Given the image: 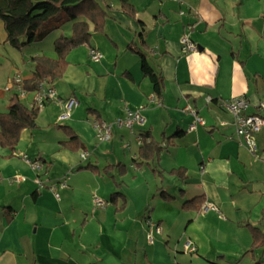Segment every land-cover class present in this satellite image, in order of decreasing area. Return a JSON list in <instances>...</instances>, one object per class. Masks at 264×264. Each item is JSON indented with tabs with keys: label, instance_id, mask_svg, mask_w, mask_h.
<instances>
[{
	"label": "crops",
	"instance_id": "crops-1",
	"mask_svg": "<svg viewBox=\"0 0 264 264\" xmlns=\"http://www.w3.org/2000/svg\"><path fill=\"white\" fill-rule=\"evenodd\" d=\"M106 2L102 31L70 50L65 73L48 84L61 102L76 101L69 118L58 121L62 106L48 103L35 127L20 132L12 154L0 148V264H257L262 249H252L249 226L264 233V127L253 155L236 139L223 104L244 96L252 114L264 100V0H129L134 19ZM72 24L49 33L43 41L52 46L41 41L18 50L6 42L0 20V67L7 71L0 98L9 105L12 79L31 77L33 57L54 58L55 39L68 36ZM141 36L163 79L161 97L129 49ZM184 36L198 54L182 50ZM29 48L35 51L22 60V74L18 52ZM90 49L102 55L98 62ZM187 107L204 124L190 130L195 118ZM136 110L142 125L116 126ZM94 120L112 125L107 142L96 143ZM144 134L161 150L152 167L137 168ZM24 157L43 168L32 170ZM109 165L124 169L103 171ZM177 170L185 177L171 173ZM116 192L126 200L121 209L110 201ZM94 197L105 207H95ZM194 199L200 209L183 211Z\"/></svg>",
	"mask_w": 264,
	"mask_h": 264
},
{
	"label": "trees",
	"instance_id": "trees-1",
	"mask_svg": "<svg viewBox=\"0 0 264 264\" xmlns=\"http://www.w3.org/2000/svg\"><path fill=\"white\" fill-rule=\"evenodd\" d=\"M119 10L131 18H135L136 10L129 0H114ZM110 4L106 0H0V20L3 23L6 42L14 49H22L34 43L43 41L50 32L58 30L63 24L72 22L71 32L68 36L60 35L53 43L54 58L35 56L31 59V77L23 80V87L28 91H36L42 82L48 84L60 79L67 68L66 54L81 45L88 44L92 32H101L105 19L110 10ZM82 18V20H81ZM92 29V30H91ZM139 47L129 45V49L138 57L140 70L152 85L156 97H161L163 91V79L159 72L150 65L147 54L142 50L146 47L142 36ZM38 109L24 106L15 93L12 94L8 109L0 113V148L13 153L19 141V134L24 129H33ZM179 135V134H177ZM147 135H142L143 144L140 146L135 167L140 168L144 164L151 166L154 159L160 153V147L150 142L146 143ZM88 168V167H87ZM112 168L124 167L120 165L107 166L103 171ZM156 175L159 172L152 168ZM185 171H171L185 177ZM163 200L172 199L160 191ZM111 202L120 201V209L125 206L126 200L122 193L116 192L110 196ZM199 203L197 205H194ZM201 202L194 199L182 205V209H200ZM252 249H262L264 255V233L259 229L249 226ZM257 264H263L258 261Z\"/></svg>",
	"mask_w": 264,
	"mask_h": 264
},
{
	"label": "built area",
	"instance_id": "built-area-1",
	"mask_svg": "<svg viewBox=\"0 0 264 264\" xmlns=\"http://www.w3.org/2000/svg\"><path fill=\"white\" fill-rule=\"evenodd\" d=\"M181 46H182V50L185 53H189L192 55L198 54V49L196 45L193 42H191L186 36H184L181 39ZM89 57L91 61L98 62L102 58V55L99 52L90 49ZM7 89L15 93L17 97L22 101L23 100L27 101L29 96H31L29 108L41 109L46 104L52 102H56L60 104L63 108V111L62 114L58 117V121L67 120L70 116V112L72 108L75 107L77 104L76 101L73 99H69L65 102H61L57 98L54 88L51 85H48L46 82H42L36 91L30 92L24 89L23 80L20 77H14ZM263 99H264V93H263ZM223 105L232 116V124L234 126V133L236 139L238 140L240 145L244 146L251 154L254 155L257 151L255 136L264 127V117L261 114L264 111V100L258 104L257 112L252 114L247 113V110L249 108V102L244 96L232 97L229 100H227ZM185 111L191 113L195 118V123L190 126V130L194 129L196 123L204 124L202 119L196 116L194 111L191 110L189 107H187ZM143 122H144V118L140 114V110H136V111H126L125 116L122 119L117 120L115 124L117 127H125L130 131H132L133 126L142 125ZM92 125L95 132L96 142L99 144L107 142L111 136L112 125L97 120H94ZM137 142L139 145L143 143L141 137L137 138ZM86 157H87L86 153H83L81 155V158L83 159ZM135 157L136 156H134V158ZM24 161L27 165L31 167L32 170L40 171L43 168V165L39 161H32L26 157H24ZM17 180L18 179H16L15 181ZM35 182L40 188H43V184L41 183L40 180L36 179ZM49 189L51 192H53L55 198L58 199V194L56 193L55 186L52 185L49 187ZM93 202L95 207L97 208H104L106 204L105 201H103L99 197H94ZM211 208L215 209L213 207ZM150 226L152 227V224H150ZM155 231L159 233L160 229L156 227ZM186 250L194 251L193 248H190L188 246L186 247Z\"/></svg>",
	"mask_w": 264,
	"mask_h": 264
},
{
	"label": "rangeland",
	"instance_id": "rangeland-1",
	"mask_svg": "<svg viewBox=\"0 0 264 264\" xmlns=\"http://www.w3.org/2000/svg\"><path fill=\"white\" fill-rule=\"evenodd\" d=\"M33 1H35V0H33ZM47 43H48V45H51V41H49V40H45V41H43L42 42V44H43V46L45 47L46 45H47ZM52 46V45H51ZM35 50L33 49V48H29V49H26V50H24L23 52H22V56H21V52H18V58H17V65H18V68L21 70V73L23 74L24 73V67H23V65H22V60H25V62L28 60V57L30 56V54L32 53V52H34ZM25 68H26V66H25ZM5 70V67H3V68H1L0 67V84H1V86L3 87L4 86V80H5V77H6V75H5V73L7 72V71H4ZM7 70V69H6ZM24 106H27L28 104H27V101H20ZM6 106H8V100H7V96H5V97H1L0 98V109L2 108H4V107H6ZM1 109V110H2ZM97 143V142H96ZM183 211H185V212H187V209H182ZM257 255V262H258V260H261L262 262H263V264H264V255H260V253H258V254H256ZM193 257V256H192ZM261 257V258H260ZM260 258V259H259ZM191 260H196V257H194L193 259H191ZM254 262V261H253ZM254 264V263H253Z\"/></svg>",
	"mask_w": 264,
	"mask_h": 264
},
{
	"label": "bare ground",
	"instance_id": "bare-ground-1",
	"mask_svg": "<svg viewBox=\"0 0 264 264\" xmlns=\"http://www.w3.org/2000/svg\"><path fill=\"white\" fill-rule=\"evenodd\" d=\"M48 84V83H47ZM31 92V91H30ZM19 99V98H18ZM20 100V99H19ZM21 101V100H20ZM39 110V109H38ZM110 139V138H109ZM133 159H136V157L135 158H133Z\"/></svg>",
	"mask_w": 264,
	"mask_h": 264
}]
</instances>
